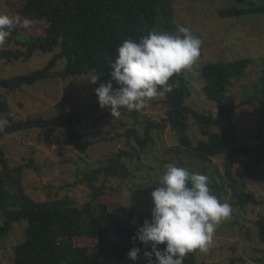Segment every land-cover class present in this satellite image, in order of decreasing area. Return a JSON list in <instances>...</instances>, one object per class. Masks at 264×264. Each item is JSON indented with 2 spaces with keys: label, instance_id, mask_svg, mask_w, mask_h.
Here are the masks:
<instances>
[{
  "label": "trees",
  "instance_id": "16d2710c",
  "mask_svg": "<svg viewBox=\"0 0 264 264\" xmlns=\"http://www.w3.org/2000/svg\"><path fill=\"white\" fill-rule=\"evenodd\" d=\"M19 2V3H18ZM7 0L8 11L0 15H10L16 11L19 18L28 22H46L44 28L35 31L29 24L15 23L11 36L6 43L14 47L0 48V61L8 64L14 61H30L33 56L54 53L45 67L37 71L0 78V90L16 91L33 86L42 81H66L71 78H87L96 73L103 81L110 77V64L117 57V48L124 40L139 41L150 32L174 31L173 0ZM6 6V5H4ZM222 18L242 17L255 13H264L263 7L232 8L217 11ZM37 23V22H36ZM59 61L65 62L62 71H55ZM250 58L218 61L205 64L200 70L201 80L206 82L205 91L213 98L219 112L227 119L226 127L215 130L216 120L211 114L193 110L188 104L192 95L187 70L170 79L179 82V87L164 95L167 106L166 117L161 122H149L146 137L138 139L140 148L130 142L135 130H127V147L109 159L108 165L93 170L88 176V185L94 196L103 193L94 180L99 175L129 178L132 173L123 162L124 157L141 159V153L149 142L156 144L150 132L153 128L169 127L178 145L175 152L178 159L191 157L202 161H211L223 156L225 161V180L234 198L241 208L248 205H264L255 193L249 189L264 186V136L257 145L240 144L238 127L232 121L226 108L229 88L234 81L244 78L252 65ZM264 84V69L261 76ZM205 86V84H204ZM59 113L52 117H34L28 120L16 119L12 107L0 94V116L10 121V126L0 131V212L5 221L0 225V241L9 236L12 225L27 221L25 240L13 247L12 264H102L103 258L117 256L127 258L134 247L141 248L140 254L150 250L132 237L146 219H151V192L159 184L133 189L130 210L126 219L112 213L107 204L93 207L87 203L78 207L69 198L39 202L22 190L20 181L14 179L15 171L21 174L22 167L11 168L2 146L3 137L19 131L35 129L62 130L77 152L86 153L84 134L80 129L84 113L76 111L64 113V105H58ZM194 117L206 139L200 140L196 147L188 135L190 117ZM86 155V154H85ZM235 166L244 172L234 177ZM105 187V185H103ZM241 186V187H240ZM247 190V191H246ZM106 193V192H105ZM20 201V203H19ZM259 238L264 242V217L257 222ZM78 239L92 242L90 245H77ZM159 248L163 250L164 245ZM236 251V247H233ZM139 254V255H140ZM154 259V257H153ZM259 261H264V257ZM234 263V260L233 262ZM183 264H198L196 251L186 255Z\"/></svg>",
  "mask_w": 264,
  "mask_h": 264
},
{
  "label": "rangeland",
  "instance_id": "374dc122",
  "mask_svg": "<svg viewBox=\"0 0 264 264\" xmlns=\"http://www.w3.org/2000/svg\"><path fill=\"white\" fill-rule=\"evenodd\" d=\"M253 5L263 7L264 0H173L175 29L172 32L174 35H182L178 28L184 26L202 41L199 58L186 73L192 90L187 104L195 111L211 114L217 123L215 130L225 128L227 119L219 112L208 91H205L207 83L201 80L200 69L211 62L246 58L253 60L246 76L234 81L229 88L225 103L232 121L238 127L239 143L251 146L260 143L261 135L264 136V84L261 81L264 69V13L222 18L217 11L249 8ZM0 10L8 11L7 0H0ZM11 12L8 16L16 24H29L33 31L37 26V29H43L46 24L39 21L25 22L19 18L18 12ZM6 47L14 45L5 43L0 46ZM52 56L54 53L38 52L28 62L19 60L8 64L0 61V78L33 73L45 67ZM64 68L65 62L59 61L54 70L62 71ZM89 77L42 81L11 92L0 90V94L12 107L16 119L52 117L59 113L58 105H64V113H84L80 129L84 134L86 155L76 151L62 130L35 129L3 137L2 146L11 168L22 167L20 177L15 171L14 179L21 182L23 192L39 202L69 197L78 207L87 203H91L93 207L107 204L112 213L126 219L133 189L159 184V178L166 171L165 165L174 163L188 168L190 172L207 175L213 193L221 202L229 203L232 207L230 217L218 225L209 250L206 253L195 250L198 264H264V261H259L264 257V242L259 238L257 226V222L264 217V205L240 207L226 183L223 156H216L209 162L191 157L178 159L179 155L175 152L178 142L169 127L150 130L156 144L149 142L143 149L140 160L123 158V162L131 170V177L106 179L104 173L99 175L94 184L103 193L94 196V191L87 183L90 173L106 167L109 159L120 151L130 150L126 145L127 130H135L130 142L139 149L137 138L146 137L149 122L163 121L167 106L164 96L157 97L139 111L121 109V115L113 118L109 108L100 107L95 94L99 84L106 81L99 77L97 83L92 84ZM113 87H118L115 81ZM188 135L194 147L200 140L206 139L192 116ZM233 173L239 179L242 175L244 184H248L249 181L238 166H235ZM249 190L264 201V186L251 187ZM4 221V214L0 212V225ZM27 226V221L14 223L9 236L0 241V264L13 263V247L25 240ZM77 245L92 246V242L78 239ZM233 247H236V251ZM102 264H147V261L140 254L135 262L128 257L111 256L103 258Z\"/></svg>",
  "mask_w": 264,
  "mask_h": 264
},
{
  "label": "clouds",
  "instance_id": "9594fccd",
  "mask_svg": "<svg viewBox=\"0 0 264 264\" xmlns=\"http://www.w3.org/2000/svg\"><path fill=\"white\" fill-rule=\"evenodd\" d=\"M14 23L12 17L0 15V46L11 36ZM178 31L182 35L153 31L139 41L124 40L110 64L111 78L95 89L100 107L109 108L113 118L119 117L121 109L139 111L151 99L179 87L178 81H169L196 63L202 41L187 27L180 26ZM98 79L93 73L88 80L96 84ZM113 81L118 87H113ZM9 126L10 121L0 116V130ZM165 169L160 186L150 194L151 219L132 237L134 244L138 241L144 248L150 247L143 252L147 264H183L186 255L195 250L206 253L218 225L232 213L231 205L213 193L207 175L174 163L166 164ZM140 252L141 248L134 247L128 258L135 262Z\"/></svg>",
  "mask_w": 264,
  "mask_h": 264
}]
</instances>
